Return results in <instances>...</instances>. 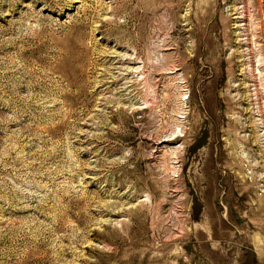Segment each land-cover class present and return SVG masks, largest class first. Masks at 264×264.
<instances>
[{
  "label": "rangeland",
  "instance_id": "rangeland-1",
  "mask_svg": "<svg viewBox=\"0 0 264 264\" xmlns=\"http://www.w3.org/2000/svg\"><path fill=\"white\" fill-rule=\"evenodd\" d=\"M0 264H264V0H0Z\"/></svg>",
  "mask_w": 264,
  "mask_h": 264
},
{
  "label": "bare ground",
  "instance_id": "bare-ground-1",
  "mask_svg": "<svg viewBox=\"0 0 264 264\" xmlns=\"http://www.w3.org/2000/svg\"><path fill=\"white\" fill-rule=\"evenodd\" d=\"M257 61H258V62H260V60H259V59H258Z\"/></svg>",
  "mask_w": 264,
  "mask_h": 264
}]
</instances>
